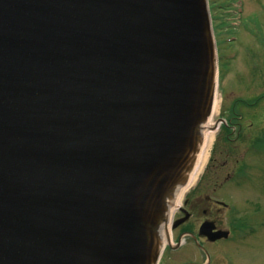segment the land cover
<instances>
[{"label": "water", "instance_id": "95a60500", "mask_svg": "<svg viewBox=\"0 0 264 264\" xmlns=\"http://www.w3.org/2000/svg\"><path fill=\"white\" fill-rule=\"evenodd\" d=\"M217 77L209 0H0V264H159Z\"/></svg>", "mask_w": 264, "mask_h": 264}, {"label": "rangeland", "instance_id": "374dc122", "mask_svg": "<svg viewBox=\"0 0 264 264\" xmlns=\"http://www.w3.org/2000/svg\"><path fill=\"white\" fill-rule=\"evenodd\" d=\"M214 4L217 8L222 9L219 11L220 20L224 21L223 28H221L223 31L220 33L218 30L216 31L217 37L234 32L239 39L232 45L234 51L238 53L232 60L234 61V70L228 74L225 80L227 86L230 83L234 85V94L227 96L222 95L220 91L217 93L216 106L206 131L211 133L213 142L218 129L211 130V127L222 115L220 112L224 111L227 105H230L229 102L234 97V113L237 112V116L234 115V130H238V132H234V141L229 144L234 147V151L231 152L226 148L227 141H229L226 132L233 128L225 126L221 129L215 148L213 149L214 143L210 147V157L200 179L182 201V206L194 213L192 223L196 233H198L199 226L204 219L202 210L207 206V199L209 198L207 195L210 196L211 201L214 200L213 195H211L212 192H207V188L213 190L217 186L216 197L222 199V196L231 204H235L236 207H234L238 211L239 218H244L249 223V220L254 221L257 218L254 216L257 205L264 204V196H261L262 193L264 194V149L261 147L259 151L261 153L258 154L257 150L252 151L253 148H248L250 146L247 143L250 138H247L246 142L243 139L235 140L236 134L239 136L240 133L248 132L251 134L255 131L256 133L251 137V144L254 139L253 136L260 135L261 131H264V97L252 106L237 102L241 98L255 99L264 90V83L262 82L264 80L262 75L264 72V0H211V5ZM240 9L244 10L242 22L232 29L230 28L233 26L231 22H227L230 17L226 16L234 11V22H240L237 13ZM234 25L236 24L234 23ZM227 28L229 29L227 30ZM253 65L256 66L252 68ZM240 168H244L249 174V180L242 179V176H238L235 180V175ZM229 173L231 175L234 173V184L233 181L226 182ZM204 174L208 180L207 185L205 182L200 183ZM251 184L256 187V190ZM261 210L263 211L264 207ZM226 211L227 209L213 211V214L210 213L208 218L220 219L222 227L229 228L231 215ZM172 236L173 245H176L178 229L172 230ZM189 237L184 236L182 244L178 248L167 245L160 264L207 263V253L198 245L200 241L210 254L211 260L208 264H264V227L258 226L256 231H250V229H247L246 232L238 231V238L235 241L230 239L225 242L213 243L204 236H199L200 241H195Z\"/></svg>", "mask_w": 264, "mask_h": 264}, {"label": "flooded vegetation", "instance_id": "af4514ba", "mask_svg": "<svg viewBox=\"0 0 264 264\" xmlns=\"http://www.w3.org/2000/svg\"><path fill=\"white\" fill-rule=\"evenodd\" d=\"M221 18H217L216 22H217V30L218 32H222L223 30L221 28H223L222 26L224 25V21L220 20ZM232 29H234V27H230ZM229 28H227L228 30ZM218 38V53H219V68H220V77H219V89L221 90L222 94L225 93H233L234 94V89H231L229 86H227V84L225 83V80L228 76V74L234 70V61H232L234 59V37L233 40L230 39L229 35H224V36H220L217 37ZM226 84V85H225ZM220 115L218 117V124H220V128H222V126L227 125L229 127H232L233 129L231 130H227L226 132V137L229 141H227V145L226 148L228 150L234 151V147L232 145H229L232 141H234V99H233V103H231L229 106L227 105L224 109V111L220 112ZM221 130H219L216 134V141L218 138V135L220 134ZM254 133H256L255 131L251 132V134H247L246 136H243V139L245 141L246 138H250L251 141V137L252 135H254ZM239 138H241V133L239 136H237L235 138V140H239ZM253 141L250 144V147L253 149H258L260 148L261 145H263L264 147V131H261L260 135H255L253 136ZM229 178H233L234 181V173L233 175H231L230 173L228 174L226 179ZM203 183L205 182V184L207 185V178L205 177L202 181ZM202 183V184H203ZM215 184L217 185V182H215ZM216 190H218V187H214L213 190H208L207 188V192H212L211 195H213L212 197L214 198L213 201L210 200V196L207 195V197H209L207 199V206H205L202 210L204 219L203 221L210 219L208 218L210 213L213 214V211H220L223 209V207L221 206V204H219V201L216 197ZM206 192V191H205ZM228 214H230V224H229V229L230 231L235 233L234 236V240L237 237V233H238V224H239V220H238V213L236 211V209L233 207L229 212L226 211ZM263 213V215H262ZM262 213L260 214L261 218H258L259 215H256L257 218L254 220V223H262L264 221V212L262 211ZM186 214V211L180 210V212H178V214L175 217L176 219H180L183 218ZM194 217V213H191V215L189 216V218H187L182 224H180L176 229H178V235L181 236L183 234L192 232L194 229L193 227V223H192V218ZM202 221V222H203ZM217 227L218 228H223L221 220L220 219H216L214 220ZM221 241H224V239H220L217 240L213 243H219Z\"/></svg>", "mask_w": 264, "mask_h": 264}, {"label": "bare ground", "instance_id": "6f19581e", "mask_svg": "<svg viewBox=\"0 0 264 264\" xmlns=\"http://www.w3.org/2000/svg\"><path fill=\"white\" fill-rule=\"evenodd\" d=\"M216 106V101H215V105ZM206 138H205V142L201 148L200 153L198 154V158H197V162L196 165L192 171V173L190 174V179L188 184L181 190V192L178 194L175 206L173 207V211L176 210L177 206L182 203V201L184 200V197L186 196V194L190 191V189L197 183V181L199 180L207 162H208V158H209V147L211 145V141H212V136L211 133H208L206 131L205 133ZM164 238V242H166L165 237Z\"/></svg>", "mask_w": 264, "mask_h": 264}, {"label": "trees", "instance_id": "16d2710c", "mask_svg": "<svg viewBox=\"0 0 264 264\" xmlns=\"http://www.w3.org/2000/svg\"><path fill=\"white\" fill-rule=\"evenodd\" d=\"M242 102H244L245 104L249 105V102L247 100L241 99Z\"/></svg>", "mask_w": 264, "mask_h": 264}]
</instances>
